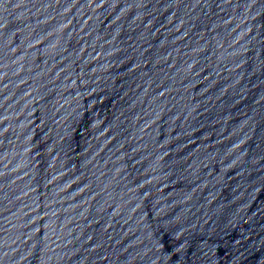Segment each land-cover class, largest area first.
Wrapping results in <instances>:
<instances>
[{"label": "water", "instance_id": "1", "mask_svg": "<svg viewBox=\"0 0 264 264\" xmlns=\"http://www.w3.org/2000/svg\"><path fill=\"white\" fill-rule=\"evenodd\" d=\"M0 264H264V0H0Z\"/></svg>", "mask_w": 264, "mask_h": 264}]
</instances>
